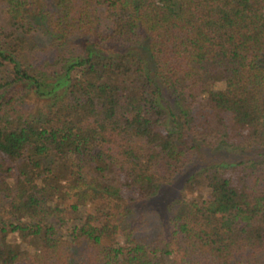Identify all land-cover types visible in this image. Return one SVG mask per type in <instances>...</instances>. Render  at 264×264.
Masks as SVG:
<instances>
[{"label":"trees","instance_id":"1","mask_svg":"<svg viewBox=\"0 0 264 264\" xmlns=\"http://www.w3.org/2000/svg\"><path fill=\"white\" fill-rule=\"evenodd\" d=\"M261 72L264 0H0V264H264Z\"/></svg>","mask_w":264,"mask_h":264},{"label":"rangeland","instance_id":"2","mask_svg":"<svg viewBox=\"0 0 264 264\" xmlns=\"http://www.w3.org/2000/svg\"><path fill=\"white\" fill-rule=\"evenodd\" d=\"M260 79L262 81H264V72L260 73ZM228 86H229V88H236L237 87L235 84H232V83H229ZM30 102H32V99L30 100ZM262 114L264 117L263 111H262ZM231 152H232L231 147L226 146L225 150L218 153V155H220L219 156L220 159L225 158V160L227 162H230V161L235 162V161H238L241 159L244 160L246 155H247V154H244L241 152L240 153H237V152L231 153ZM206 154L208 155L207 158H209V159L217 157V154L215 155L212 152H211V154L206 152ZM201 165H202V160H193V162L190 163L188 168H186V170L184 171L182 176L177 178L171 185L163 186L156 197H154L153 199H150L146 202L134 203L135 204L134 205V207H135L134 211H135L136 216H134L132 219L135 222H138L139 216H141L142 212H145L147 214L153 213V214H155L154 218L155 217L157 218L158 212L160 211V208H161V203L165 201V199L163 197H160V196H164L163 194L169 195V197L167 196L168 197L167 200H169V201H173L174 199H176L175 197H177L179 199H186V198H193V197L197 196L198 193L195 190V188L193 187V184H190V183L186 184V183H184V180H186V178H188L195 170L199 169V167H201ZM160 200H161V203H159ZM155 223H156V221L152 220L149 225L143 226L141 228L142 229L145 228L147 230L148 227H153L155 225ZM124 233H126V231H124ZM28 254L29 253L27 250H23L21 252L22 256H26Z\"/></svg>","mask_w":264,"mask_h":264}]
</instances>
